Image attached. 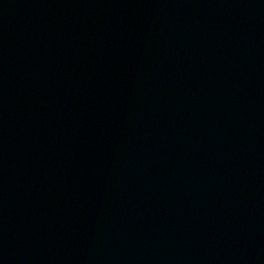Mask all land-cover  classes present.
Here are the masks:
<instances>
[{
    "label": "water",
    "instance_id": "95a60500",
    "mask_svg": "<svg viewBox=\"0 0 264 264\" xmlns=\"http://www.w3.org/2000/svg\"><path fill=\"white\" fill-rule=\"evenodd\" d=\"M0 264H264V0H0Z\"/></svg>",
    "mask_w": 264,
    "mask_h": 264
}]
</instances>
